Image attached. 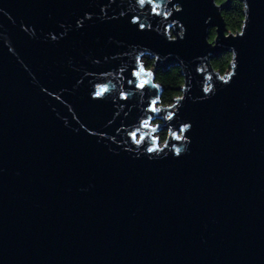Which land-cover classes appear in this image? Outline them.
I'll use <instances>...</instances> for the list:
<instances>
[{
    "label": "water",
    "instance_id": "obj_1",
    "mask_svg": "<svg viewBox=\"0 0 264 264\" xmlns=\"http://www.w3.org/2000/svg\"><path fill=\"white\" fill-rule=\"evenodd\" d=\"M240 1L226 33L230 0H182L171 36L132 25L134 0H0V264H264V0ZM136 57L183 77L156 113L154 73L127 83ZM148 117L169 144L156 159L128 136ZM185 122L190 142L172 140Z\"/></svg>",
    "mask_w": 264,
    "mask_h": 264
},
{
    "label": "snow or ice",
    "instance_id": "obj_2",
    "mask_svg": "<svg viewBox=\"0 0 264 264\" xmlns=\"http://www.w3.org/2000/svg\"><path fill=\"white\" fill-rule=\"evenodd\" d=\"M182 0H176L175 3H172V0H134L135 5L139 8L140 14L132 15L130 19V23L135 25L139 31L143 32L146 29L148 31L152 30V24L143 23V16H150L153 19L154 23H158L160 21L167 22V27L164 31L167 33L173 27H178L179 29H183V24H180L176 20V16L174 13L182 12V8L177 6V4L181 3ZM172 3L171 10H167V5ZM171 18V19H170ZM183 39V36L179 37ZM172 39H176V37H172ZM202 71V70H200ZM120 72L123 74L125 70L123 68L120 69ZM153 73L149 72L145 69L144 65L141 63V57H136V62L133 68L129 73V79L127 83L129 85H134L135 88L143 90L146 86L151 84V80L149 77H152ZM211 79V77H209ZM224 81L225 84L228 83L223 77L220 78ZM155 86V85H153ZM212 91V85L205 86L203 88V92L208 94ZM110 87L108 84H97L91 96L95 101H102L105 98H109ZM129 98V93L125 91H121L119 93V99L127 101ZM157 100H152L148 106V111L152 113H156L159 109L156 107ZM175 113H169L166 117L168 120H173ZM158 126L152 125V118L148 117L146 119H141L139 124L131 131L128 132V136L130 138L131 143L135 144L137 147L143 146L146 153L149 154V158L156 159L159 158L161 154L165 152V149L169 148V144L166 141L163 146L160 145L159 138L155 135H149V133H155L157 131ZM192 123L185 122L179 127V134L176 132H171L170 136L172 140L175 141H185L186 140L185 133H188L192 129ZM147 130V131H142ZM146 141H148L146 143ZM172 151L174 154L179 157L181 155V148L172 145Z\"/></svg>",
    "mask_w": 264,
    "mask_h": 264
},
{
    "label": "trees",
    "instance_id": "obj_3",
    "mask_svg": "<svg viewBox=\"0 0 264 264\" xmlns=\"http://www.w3.org/2000/svg\"><path fill=\"white\" fill-rule=\"evenodd\" d=\"M221 4L225 0H215ZM221 15L225 25L226 33H236L240 30L244 19V5L240 0H230L227 7L221 10ZM214 38L213 31L209 29V40ZM210 64L215 71L223 75L230 68L231 53L224 52L210 58ZM148 68L153 70L155 81L162 87L159 104L162 106L170 105L173 100L180 95V87L183 84V77L178 67H169L167 69L159 68L155 70L154 60L147 63ZM161 139H165L166 132H160Z\"/></svg>",
    "mask_w": 264,
    "mask_h": 264
},
{
    "label": "rangeland",
    "instance_id": "obj_4",
    "mask_svg": "<svg viewBox=\"0 0 264 264\" xmlns=\"http://www.w3.org/2000/svg\"><path fill=\"white\" fill-rule=\"evenodd\" d=\"M212 31H213V34H214V28H210ZM181 32H182V30H179L178 32H177V34L178 35H180L181 34ZM169 34L171 35V36H174L173 34H172V31H169ZM215 35V34H214ZM149 60H151V59H148L147 57H143L142 59H141V63L144 65V67H145V69L147 70V71H149V72H152V69L151 68H148V66H147V63H148V61ZM153 73V72H152ZM172 104V103H171ZM156 106L157 107H159V106H162V105H160L159 104V102L156 104ZM161 121L160 120H152V125L153 126H156L157 124H159ZM162 131H164V130H158V131H156L155 133H153V135H155V136H157L158 138H159V142H160V144H162L163 143V139H161V135H160V132H162Z\"/></svg>",
    "mask_w": 264,
    "mask_h": 264
},
{
    "label": "built area",
    "instance_id": "obj_5",
    "mask_svg": "<svg viewBox=\"0 0 264 264\" xmlns=\"http://www.w3.org/2000/svg\"><path fill=\"white\" fill-rule=\"evenodd\" d=\"M229 70V69H228ZM228 72V71H227Z\"/></svg>",
    "mask_w": 264,
    "mask_h": 264
}]
</instances>
